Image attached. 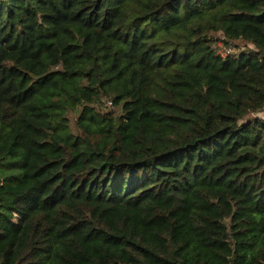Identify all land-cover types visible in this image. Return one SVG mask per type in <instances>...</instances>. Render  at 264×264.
<instances>
[{"label": "trees", "instance_id": "16d2710c", "mask_svg": "<svg viewBox=\"0 0 264 264\" xmlns=\"http://www.w3.org/2000/svg\"><path fill=\"white\" fill-rule=\"evenodd\" d=\"M260 113L264 0H0V264H264Z\"/></svg>", "mask_w": 264, "mask_h": 264}, {"label": "built area", "instance_id": "2783aa9c", "mask_svg": "<svg viewBox=\"0 0 264 264\" xmlns=\"http://www.w3.org/2000/svg\"><path fill=\"white\" fill-rule=\"evenodd\" d=\"M213 49L216 56L222 59L234 58L237 55L235 50L231 46H226L222 40L216 41Z\"/></svg>", "mask_w": 264, "mask_h": 264}, {"label": "rangeland", "instance_id": "374dc122", "mask_svg": "<svg viewBox=\"0 0 264 264\" xmlns=\"http://www.w3.org/2000/svg\"><path fill=\"white\" fill-rule=\"evenodd\" d=\"M238 46H236V44H233V45H230L234 50H235V53L238 54L240 51H242V49L244 48V46L242 44H237ZM107 108H110L109 105H107ZM107 110V109H106ZM104 109H102V111H106ZM78 111L75 112V113H71L69 114V121H70V126H71V129L73 132H75V126H74V123H75V120L78 116ZM114 111V114H118L119 110L118 108H115L113 109ZM253 117H257V118H260L261 120H264V114L263 113H260V114H257V115H253Z\"/></svg>", "mask_w": 264, "mask_h": 264}]
</instances>
